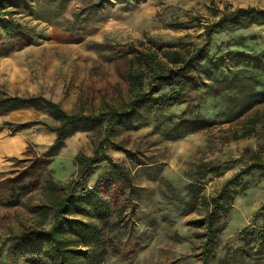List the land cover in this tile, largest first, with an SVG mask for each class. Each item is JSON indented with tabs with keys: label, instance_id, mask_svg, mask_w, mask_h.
<instances>
[{
	"label": "rangeland",
	"instance_id": "374dc122",
	"mask_svg": "<svg viewBox=\"0 0 264 264\" xmlns=\"http://www.w3.org/2000/svg\"><path fill=\"white\" fill-rule=\"evenodd\" d=\"M56 1L31 0L30 10L15 15L29 30L31 41L0 56V97L43 96L58 102L67 112L85 114L98 113L104 102L119 104L130 96L126 71L132 54L115 51L118 46L134 43L145 51L155 50L153 42L191 41L200 45L204 41L203 25L215 19L212 7H264V0H136L129 10L113 4L89 13L79 37L73 29L74 13L86 11L93 0H70L55 15ZM170 22H180L182 27L176 29L168 25ZM261 49L264 26L221 29L210 44L214 55ZM158 53L160 57L161 51ZM239 99L228 90L214 93L201 89L194 101L167 112L172 122L185 120L170 127L169 132L164 122L146 114L111 138L112 143L121 142L130 150L126 153L106 146V153L130 173L134 193L113 233L116 247L104 264H201L195 256L201 230L192 221L203 210L187 202L189 197L215 194L227 178L250 163L254 152L264 148V117L248 123L255 111L264 115V104L240 112ZM197 119L203 122L193 124ZM28 122L32 123L28 128L15 130L18 124ZM41 123L56 125L45 112L31 108L0 115V179L23 168L28 145L41 153L53 141L54 134ZM246 131L250 132L248 136L232 138ZM94 135L73 134L51 162L13 188L0 189V264H27L22 257L12 256L13 236L22 230L49 227V218L41 223L40 206L48 198L44 183L48 178L66 183L76 170L75 155L92 154ZM144 158L146 161L141 162ZM204 163L219 165L221 172L200 180ZM110 170L107 163L98 165L89 184ZM27 182L34 187L20 193L18 187ZM117 191L114 189L115 194ZM235 191L215 257L209 264H216L226 247L247 250L238 233L247 226L259 228L262 224L261 220L252 221L264 200L261 173L253 170L243 176ZM113 203L117 207L122 200ZM252 264H264V258Z\"/></svg>",
	"mask_w": 264,
	"mask_h": 264
},
{
	"label": "trees",
	"instance_id": "16d2710c",
	"mask_svg": "<svg viewBox=\"0 0 264 264\" xmlns=\"http://www.w3.org/2000/svg\"><path fill=\"white\" fill-rule=\"evenodd\" d=\"M69 1L57 0L53 14L57 15ZM135 1L93 0L86 11L74 13L73 29L80 37L89 13L113 4L129 10ZM30 8L31 0H0V56H5L31 41L29 30L15 18V15ZM210 11L215 19L203 25L204 41L200 45L191 41L176 44L153 42L155 50L148 48L145 51L137 49L134 43L118 46L115 51L132 54L126 71L130 96L119 104L104 102L98 113L67 112L58 102L43 96L0 97V115L31 108L45 112L56 122L55 126L41 123L54 134L53 141L41 153L28 145L25 158L27 163L19 171H12L11 175L0 179V189L13 188L27 176L33 175L37 169L51 162L73 134H96L92 138V154L75 155L76 170L66 183L46 179L44 189L48 194L47 203L40 207L41 223L49 218V227L22 230L15 234L12 256L22 257L27 264H104L110 250L116 247L113 233L123 221V212L126 205L132 202L134 193L130 173L124 165L114 161L106 153V146L110 144L126 153L130 150L121 142L112 143L111 138L121 129L128 128L126 126L131 121L146 114H151L157 122H164L169 132L170 127L183 124L185 120L172 122L167 112L176 106L194 101L201 89L214 93H219L220 89L228 90L239 96L240 112L264 104V49L251 53L227 51L220 55L210 52L213 35L221 29L240 30L264 26V7L248 5L232 8L226 5L222 10L212 7ZM168 25L176 29L182 27L180 22H170ZM260 116L264 117L259 111H255L248 123L253 124ZM195 122L193 124L203 121L197 119ZM31 124H18L15 130L26 129ZM249 134L246 131L241 135L234 134L232 138L236 140ZM261 150L264 148L260 147L254 152L250 163L227 178L215 194L210 197L192 194L189 197L187 202H191L193 207L199 205L203 210V214L192 221L201 230L198 233L201 240L199 252L195 255L201 264H209L215 257L219 234L225 227L236 196L235 188L242 177L253 170H258L264 177ZM143 161L146 159L141 162ZM102 163H107L111 170L90 185V178ZM200 168V180L208 174L217 175L221 172V167L217 164L204 163ZM22 184L18 187L20 193L34 187L30 182ZM116 188L118 191L115 194ZM119 198L122 205L116 207L113 202ZM259 220L262 221L259 228L247 226L237 235L238 240L246 243L248 249L226 247L223 257L216 264H252L254 260L260 261L264 258V200L252 218L254 223Z\"/></svg>",
	"mask_w": 264,
	"mask_h": 264
}]
</instances>
